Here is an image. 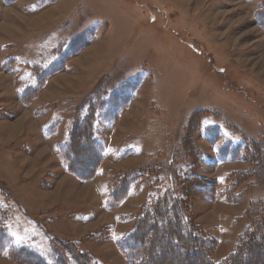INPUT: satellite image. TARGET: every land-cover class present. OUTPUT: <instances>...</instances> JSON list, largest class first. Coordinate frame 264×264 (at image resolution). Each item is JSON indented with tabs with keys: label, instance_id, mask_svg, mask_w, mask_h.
<instances>
[{
	"label": "rangeland",
	"instance_id": "rangeland-1",
	"mask_svg": "<svg viewBox=\"0 0 264 264\" xmlns=\"http://www.w3.org/2000/svg\"><path fill=\"white\" fill-rule=\"evenodd\" d=\"M76 122L100 145L98 168L90 158L69 168L62 155ZM126 174L133 182L114 202ZM176 199L215 262L252 227L248 209L264 211V0H0L9 247L48 264H74L65 246L96 264H130L119 242L157 202ZM263 260L264 247L243 264Z\"/></svg>",
	"mask_w": 264,
	"mask_h": 264
},
{
	"label": "trees",
	"instance_id": "trees-1",
	"mask_svg": "<svg viewBox=\"0 0 264 264\" xmlns=\"http://www.w3.org/2000/svg\"><path fill=\"white\" fill-rule=\"evenodd\" d=\"M35 91L33 92L34 94L36 93ZM99 146L89 124L85 126L76 122L70 130L66 144L61 149L69 168L71 166L73 168L74 165H80L89 158L93 167L98 168L103 157ZM86 151L89 153L85 154ZM252 161L255 162L253 157ZM254 165L255 163H253ZM76 170L74 172H78L82 178L83 175L84 177L87 175L79 172V168ZM239 175L244 176V173L240 172ZM231 176L234 177L237 174H232ZM133 179L130 174L122 176L117 181L111 200L114 202L123 200ZM186 180L188 183L198 181L195 176H189ZM195 185H197L195 189H200L201 185ZM185 187L189 190L191 186L185 184ZM187 211V206L181 199L174 200L170 205L168 202L161 200L156 203L153 210L146 212L143 217L139 218L137 226L126 238L119 242V247L129 260V263L151 264L159 259L162 261L174 259L181 261V264H188L196 259L198 261L197 264H243V262L246 263V260L250 259L251 255H258L260 248L264 247V211L258 209L257 206H251L246 215L251 221L252 227L245 229L237 249L232 254L222 261L215 262L210 251L211 248L209 246L211 244L207 235L199 233L193 227L192 222L187 217ZM165 238L168 240H165ZM8 240V235L5 233L3 226H1L0 255L6 254L13 260L23 264H48L43 257L26 247H9ZM180 247L183 252L176 256L164 257L161 254L157 255L154 253L157 248L173 251ZM64 248L72 257L74 264H96L87 254L80 253L76 249L68 248L67 246ZM62 251L59 248H55L54 257L57 255L61 257ZM252 264H264V260Z\"/></svg>",
	"mask_w": 264,
	"mask_h": 264
},
{
	"label": "crops",
	"instance_id": "crops-1",
	"mask_svg": "<svg viewBox=\"0 0 264 264\" xmlns=\"http://www.w3.org/2000/svg\"><path fill=\"white\" fill-rule=\"evenodd\" d=\"M3 1H4V0H3ZM90 43H91V42H90ZM90 43H88V44H87V45H85V46H82V48H81V49H83V50H84L85 48H87V46H89V45H90ZM81 49H80V50H81ZM81 51H82V50H81ZM81 51H80V52H81ZM80 52H79V53H80ZM4 255H6V254H4Z\"/></svg>",
	"mask_w": 264,
	"mask_h": 264
}]
</instances>
